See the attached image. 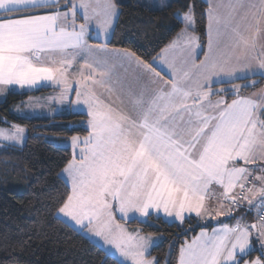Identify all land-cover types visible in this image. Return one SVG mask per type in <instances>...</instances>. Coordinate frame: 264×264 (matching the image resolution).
Segmentation results:
<instances>
[{"label": "snow or ice", "instance_id": "6c2138e0", "mask_svg": "<svg viewBox=\"0 0 264 264\" xmlns=\"http://www.w3.org/2000/svg\"><path fill=\"white\" fill-rule=\"evenodd\" d=\"M50 5L59 0H0V90L47 83L59 88L61 103L86 106L88 135L71 139L79 159L74 155L63 170L70 191L58 212L125 261L160 264L146 257L150 238L127 232L116 214L162 213L180 223L192 213L203 220L235 219L233 209L247 201L259 208L257 224L238 219L233 226L201 231L179 248L178 264H264L259 257L245 259L253 233L264 250V89L240 97L236 86L230 91L237 98L230 102L210 98L225 91H213L214 77L264 74V49L257 43L264 0L210 4L204 14L207 52L199 62L200 38L189 10L183 31L162 51L169 80L153 67L155 61L108 47L118 16L113 0H67L64 10L38 11ZM93 21L105 36L101 43L89 42ZM170 50L179 57H168ZM24 132L13 125L0 129V138L22 142ZM213 198L215 211L209 206Z\"/></svg>", "mask_w": 264, "mask_h": 264}, {"label": "trees", "instance_id": "16d2710c", "mask_svg": "<svg viewBox=\"0 0 264 264\" xmlns=\"http://www.w3.org/2000/svg\"><path fill=\"white\" fill-rule=\"evenodd\" d=\"M118 5L119 15L108 43L110 47L135 52L144 61L153 63L183 31V20L177 14L191 10L195 32L206 48L204 14L209 5L205 0H172L160 9L146 6L144 0H120ZM236 86L240 87L238 95L247 94L264 86V76L215 87L225 90L220 95L229 102L237 97L230 91ZM33 93L11 92L0 102L1 126L15 123L28 128L23 146L0 148V264H124L58 215L61 201L70 191L61 173L73 159V153L70 147L60 146L48 136L85 137L88 117L85 113L65 112L53 117L26 118L12 112V104ZM244 213L253 221L251 208L238 209L234 216ZM190 217L180 223L152 214L146 220L133 219L126 224L143 234L160 237L148 257L160 264H178L179 248L202 229L215 225L214 221ZM254 245L246 260L256 256L264 258L261 254L264 250Z\"/></svg>", "mask_w": 264, "mask_h": 264}, {"label": "crops", "instance_id": "0c3cea01", "mask_svg": "<svg viewBox=\"0 0 264 264\" xmlns=\"http://www.w3.org/2000/svg\"><path fill=\"white\" fill-rule=\"evenodd\" d=\"M119 1L120 0H113V2L117 5V13H118V15H119V5H118ZM144 1L146 2L147 5H153V7H151V8L160 9V8H164L165 6H167L172 0H165L164 5H162V6H161V3L162 2L155 3V2H152V0H144ZM205 1L208 3V5H210V4L214 3V2L215 3H223V2H225V0H205ZM76 2H79V0H76ZM65 3H67V0H59V5H50V7L48 9H41V10H38V11H40L41 13L46 12V11H48V12L55 11L57 9V7H59L60 10H64L62 6ZM82 15H83V10L82 9H78V17H77V22L78 23L83 22L80 19V17H82ZM117 18H118V16H117ZM117 18H114L113 19L112 27L109 29V32L107 34V39L109 41H110V39L112 37V34H113V31H114V27H115ZM194 27H195V24H194ZM195 34L197 35L196 32H195ZM89 36L91 37V39L89 41L90 43H101L105 39L104 34L101 32L100 28L98 27V25L94 21L89 25ZM257 43H258V48L264 49V30H262L261 35L257 38ZM108 47L109 48H113V47H110L109 45H108ZM202 47L203 46H202V44L199 41V47L196 49V59H197V62H199V60H202L203 59V53H206L207 52V45H206V48L204 50H202ZM114 49H117V48H114ZM118 50H121V49H118ZM200 51L202 53L201 56L199 55L200 54ZM167 55L170 58L171 57H177L178 58L179 57V52L176 51V50H170L169 53H167ZM153 67L156 68V71L160 73V75H161V77L163 79H165V80L173 79V77L168 74L169 70L167 69V65L164 64V56L162 55V52L159 55V57L155 60V63L153 64ZM253 67H255V65H253ZM162 69H164V70H162ZM237 75L240 76L241 78H238V79H229L227 77H214L213 78L214 79V82L212 83V89H213V91L215 92V91L221 90L220 88L215 87V86L216 85H219V84H222V83H228V82H233V81L240 80V79L251 78V77H254L256 75L264 76V74H261L259 72H257L254 75L251 74L250 72L247 73V74L237 73ZM261 89H264V86L261 87V88L252 90V91L248 92L247 94H243V95H239V96L240 97H253L254 94L259 93ZM222 97L225 99L224 96H222ZM210 98L213 101H215L217 99H220L221 98V95H214V96H211ZM235 98H237V97H235ZM80 138L83 139L84 137H80ZM69 147L71 148L72 153H73V156H74L75 155L74 154V149L72 148V146H69ZM76 158L79 159V155L76 156ZM258 174H261V173L260 172H256L255 173V175H258ZM64 179L67 181L66 178H64ZM67 183L70 185V183L68 181H67ZM257 187H259V184H257ZM258 200H259V197L253 198V204H256ZM209 206L211 207V209L213 211H215V209L217 208V200L215 198H213L211 201H209ZM241 208H251L253 210V214H254L253 221L248 220L249 219L248 216H247L248 213H244V214H241V215L234 216V213L238 209H241ZM257 209L258 208H253L251 205H249L247 203V201H244L241 207L233 209L232 216L235 217V219L229 218L228 216H225V215L219 216L216 219H211V217L208 218L207 220H203L202 219L205 222H207V221H214L215 222V225L212 228H210V229H202L201 231H207V232L211 233L214 229L219 228V227H222L224 224L229 225V226H233V225L236 224V222H237L238 219L240 220V222L242 224H247V225L257 224L259 222L258 221V215L256 214ZM153 214H155V213H153ZM58 215H59L60 218H62L63 220H65L69 224H71L73 227H75L78 230L82 231L85 235H87L95 243L99 244L108 254L115 256L117 259H119L124 264H131V261L130 260L125 261L124 258H122V257H120L118 255V253L115 251V249L112 246L106 245L101 240V238L96 237V236H94L91 233H88L86 229H81L79 226L75 225V223L73 221H71L70 218L65 217L63 214L58 213ZM155 215L162 216L165 220L170 221V222H179L174 217H166L162 213L161 214H155ZM188 215L189 214H186V218L188 217ZM190 216H195V214L192 213V214H190ZM147 218L148 217H141L138 213H134V212H129L128 213V216L127 217H123V218L121 217L120 214H116V220H117V222L120 223L127 230V232H129V233H137L138 232L142 236H145V237L150 238L151 244H150V247L148 249V252L146 253V257L148 259H152V258L148 257V255H149L151 249L153 248V246H155L157 243H159V241L161 240L160 237L155 236V235L143 234V233H141L140 231H138L136 229L130 228L126 224V222L129 221V220L138 219V220H142L143 221V220H146ZM120 220L125 221V222H122ZM221 222H223V224ZM199 233L197 235H199ZM188 242H190V241H188ZM250 242H251V245H252V248L253 249L255 247L254 243H256V245L260 246L259 242L255 238V233H253V236H252ZM257 257H259L261 259H264V258H262L260 256H257ZM252 260H254V259H252Z\"/></svg>", "mask_w": 264, "mask_h": 264}, {"label": "rangeland", "instance_id": "374dc122", "mask_svg": "<svg viewBox=\"0 0 264 264\" xmlns=\"http://www.w3.org/2000/svg\"><path fill=\"white\" fill-rule=\"evenodd\" d=\"M152 2L155 3L162 2L161 3L162 6L164 5L165 0H152ZM188 13L189 11L186 13L179 14L181 20L182 17ZM202 50H204L203 47ZM199 55L200 56L202 55L201 51ZM78 78H79L78 76L75 77V79ZM73 87H76V85L73 84ZM43 89H48V90L41 93H37ZM11 92H20V93L34 92L24 100L12 104L11 106L12 112L21 117H26V118L53 117L65 112L86 113V106L81 105L79 108H76L70 106L68 101H64L63 103H61L58 99H56V97L59 96V88L57 86L50 85L47 83H42L40 86L31 89L27 87L20 88L19 86H15V85L3 87L2 90H0V102L5 101ZM70 99L74 100L75 97L72 96L70 97ZM13 125H17L25 129L22 142H11V141H6L3 138H0V148L6 147L8 145L23 146L26 143L28 136V128L26 126L14 123L9 127L0 125V129L11 130ZM48 137L50 140H52L53 142H55L60 146H65V147L72 146L71 144L72 137L71 138H63L57 136H48ZM80 147H82V145ZM78 153H79V148L74 150L75 156H78ZM259 175L261 174H258L257 176ZM62 177L66 178V175H62ZM216 218L217 217H211V219H216ZM256 258L258 257L256 256L254 260ZM247 261L251 262L253 260H247Z\"/></svg>", "mask_w": 264, "mask_h": 264}, {"label": "built area", "instance_id": "2783aa9c", "mask_svg": "<svg viewBox=\"0 0 264 264\" xmlns=\"http://www.w3.org/2000/svg\"><path fill=\"white\" fill-rule=\"evenodd\" d=\"M250 211V209H248V211L247 212H249ZM258 212H259V208L257 209V211H256V214L258 215Z\"/></svg>", "mask_w": 264, "mask_h": 264}]
</instances>
